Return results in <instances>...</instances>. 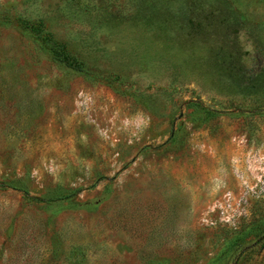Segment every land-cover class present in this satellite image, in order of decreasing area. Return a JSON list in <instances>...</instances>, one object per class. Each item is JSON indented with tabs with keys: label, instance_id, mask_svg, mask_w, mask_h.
Instances as JSON below:
<instances>
[{
	"label": "rangeland",
	"instance_id": "374dc122",
	"mask_svg": "<svg viewBox=\"0 0 264 264\" xmlns=\"http://www.w3.org/2000/svg\"><path fill=\"white\" fill-rule=\"evenodd\" d=\"M0 264H264V0H0Z\"/></svg>",
	"mask_w": 264,
	"mask_h": 264
},
{
	"label": "trees",
	"instance_id": "16d2710c",
	"mask_svg": "<svg viewBox=\"0 0 264 264\" xmlns=\"http://www.w3.org/2000/svg\"><path fill=\"white\" fill-rule=\"evenodd\" d=\"M52 50V54L55 58V60L63 65H66L67 67L73 68V69H77L80 70V67H74L71 63H69V61L67 60V57L65 56V51H63L59 46H55L51 47ZM25 197L27 198V200L31 201V202H38V203H48L54 200H59V199H63V198H69L71 196H73V193H70L69 195H66L64 197H57V198H52V197H31L28 195V193L26 191H24Z\"/></svg>",
	"mask_w": 264,
	"mask_h": 264
}]
</instances>
